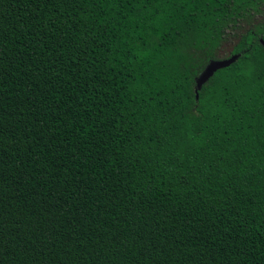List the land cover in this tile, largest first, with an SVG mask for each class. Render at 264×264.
Here are the masks:
<instances>
[{"label":"trees","instance_id":"obj_1","mask_svg":"<svg viewBox=\"0 0 264 264\" xmlns=\"http://www.w3.org/2000/svg\"><path fill=\"white\" fill-rule=\"evenodd\" d=\"M262 42L264 0H0V264H264Z\"/></svg>","mask_w":264,"mask_h":264},{"label":"water","instance_id":"obj_2","mask_svg":"<svg viewBox=\"0 0 264 264\" xmlns=\"http://www.w3.org/2000/svg\"><path fill=\"white\" fill-rule=\"evenodd\" d=\"M262 43L264 44V42ZM239 55H240L239 53H235L225 58L208 60L203 70L194 79L193 91H194L195 97L197 96V90L200 88L201 84L204 81H206L208 77H210L216 69L229 65L235 59H237Z\"/></svg>","mask_w":264,"mask_h":264},{"label":"rangeland","instance_id":"obj_3","mask_svg":"<svg viewBox=\"0 0 264 264\" xmlns=\"http://www.w3.org/2000/svg\"><path fill=\"white\" fill-rule=\"evenodd\" d=\"M224 48L227 50L229 48V45H226Z\"/></svg>","mask_w":264,"mask_h":264}]
</instances>
